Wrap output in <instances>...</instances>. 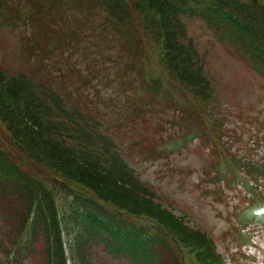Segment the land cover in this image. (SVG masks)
Segmentation results:
<instances>
[{
    "label": "rangeland",
    "instance_id": "obj_1",
    "mask_svg": "<svg viewBox=\"0 0 264 264\" xmlns=\"http://www.w3.org/2000/svg\"><path fill=\"white\" fill-rule=\"evenodd\" d=\"M125 1L128 20L116 28L89 0H2L3 70L46 82L100 123L94 131L120 145L153 185L154 202L208 235L232 264H264V175L250 165L264 163V79L225 30L193 20L187 33L216 94L201 101L158 58L145 28L154 13L143 17ZM150 76L161 78L159 91Z\"/></svg>",
    "mask_w": 264,
    "mask_h": 264
},
{
    "label": "trees",
    "instance_id": "obj_2",
    "mask_svg": "<svg viewBox=\"0 0 264 264\" xmlns=\"http://www.w3.org/2000/svg\"><path fill=\"white\" fill-rule=\"evenodd\" d=\"M89 1L114 27L127 22L125 0ZM2 6L0 0V19ZM134 9L158 16L145 28L167 73L201 101L216 94L187 34L188 19L223 28L264 78V0H134ZM45 83L25 73L8 75L0 64V264H142L132 240L144 228L111 217L99 202L155 222L159 231L145 251L160 256L163 247V264H228L210 237L138 186L115 142L98 143L100 123Z\"/></svg>",
    "mask_w": 264,
    "mask_h": 264
}]
</instances>
